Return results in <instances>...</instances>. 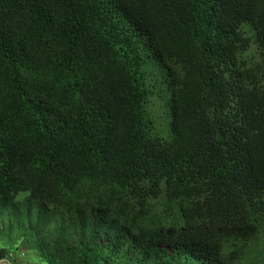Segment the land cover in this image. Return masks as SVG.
<instances>
[{
  "label": "trees",
  "instance_id": "trees-1",
  "mask_svg": "<svg viewBox=\"0 0 264 264\" xmlns=\"http://www.w3.org/2000/svg\"><path fill=\"white\" fill-rule=\"evenodd\" d=\"M19 249L264 264V0H0V258Z\"/></svg>",
  "mask_w": 264,
  "mask_h": 264
},
{
  "label": "rangeland",
  "instance_id": "rangeland-1",
  "mask_svg": "<svg viewBox=\"0 0 264 264\" xmlns=\"http://www.w3.org/2000/svg\"><path fill=\"white\" fill-rule=\"evenodd\" d=\"M163 86V84H162ZM166 97L167 99L169 98V91L167 90L166 88ZM166 112L167 114L163 113V111L161 109H157V112L154 114V120H155V124H156V130L161 133V134H165V130L168 129L169 127V122H170V116H169V111H168V107H166ZM164 116H167L164 117ZM23 198V197H21ZM20 198V199H21ZM27 250H16L14 252H12V254H16V256L19 258V261L21 264H23V261L25 258H28L30 259V255L27 256ZM41 263V262H40Z\"/></svg>",
  "mask_w": 264,
  "mask_h": 264
},
{
  "label": "built area",
  "instance_id": "built-area-1",
  "mask_svg": "<svg viewBox=\"0 0 264 264\" xmlns=\"http://www.w3.org/2000/svg\"><path fill=\"white\" fill-rule=\"evenodd\" d=\"M0 264H21L16 254L9 253L5 257L0 258Z\"/></svg>",
  "mask_w": 264,
  "mask_h": 264
},
{
  "label": "crops",
  "instance_id": "crops-1",
  "mask_svg": "<svg viewBox=\"0 0 264 264\" xmlns=\"http://www.w3.org/2000/svg\"><path fill=\"white\" fill-rule=\"evenodd\" d=\"M28 255H30V259L28 257L22 260L23 264H42L40 263L39 256L35 251H32V250L28 251L27 256Z\"/></svg>",
  "mask_w": 264,
  "mask_h": 264
}]
</instances>
